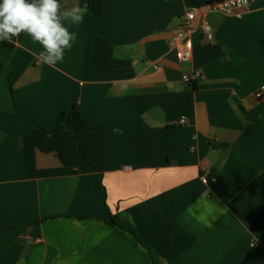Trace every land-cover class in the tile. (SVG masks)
<instances>
[{
  "label": "crops",
  "instance_id": "obj_1",
  "mask_svg": "<svg viewBox=\"0 0 264 264\" xmlns=\"http://www.w3.org/2000/svg\"><path fill=\"white\" fill-rule=\"evenodd\" d=\"M61 4L87 9L63 62H39L27 34L0 41V264H152L112 216L161 264H264V0L231 16L208 0ZM191 10L180 64L169 43Z\"/></svg>",
  "mask_w": 264,
  "mask_h": 264
},
{
  "label": "clouds",
  "instance_id": "obj_2",
  "mask_svg": "<svg viewBox=\"0 0 264 264\" xmlns=\"http://www.w3.org/2000/svg\"><path fill=\"white\" fill-rule=\"evenodd\" d=\"M86 10L79 5L62 8L61 0H0V41L12 43L27 34L40 45L38 61L55 66L73 46L77 34L70 27L83 21Z\"/></svg>",
  "mask_w": 264,
  "mask_h": 264
},
{
  "label": "built area",
  "instance_id": "obj_3",
  "mask_svg": "<svg viewBox=\"0 0 264 264\" xmlns=\"http://www.w3.org/2000/svg\"><path fill=\"white\" fill-rule=\"evenodd\" d=\"M253 1L254 0H208L212 12L220 13L226 16L237 15L239 10L246 8ZM197 17V10H191L190 12H188L183 20H181V22L177 25L176 34L170 40L169 45L171 49L175 51L176 59L180 64H186L192 59L193 41L190 35L194 31V24L197 20ZM201 30L207 36V38L211 40V26L208 23H203L201 26ZM150 63L151 62L147 61L146 65L149 66ZM153 68L157 70L159 69V66L153 65ZM202 78V72L196 70L191 73H185L182 76V81L186 85L194 86L195 84H197V82H200ZM260 96L261 94H258V97ZM180 123L184 124L185 120L182 119ZM203 182L207 183L206 178H203Z\"/></svg>",
  "mask_w": 264,
  "mask_h": 264
},
{
  "label": "trees",
  "instance_id": "obj_4",
  "mask_svg": "<svg viewBox=\"0 0 264 264\" xmlns=\"http://www.w3.org/2000/svg\"><path fill=\"white\" fill-rule=\"evenodd\" d=\"M90 10L95 15L103 14V0H90ZM66 126L72 129L70 134L74 137L76 142L85 140L89 134V124L76 106L74 107L72 113L69 115ZM54 129L58 132L65 131L64 125L56 126ZM110 224L121 228L125 232L130 233L133 237H135V239H137L141 246L147 248L152 260V264H161L157 254H155L151 250V248L143 243L141 238L138 236L135 228L128 221L121 219L118 216H112Z\"/></svg>",
  "mask_w": 264,
  "mask_h": 264
}]
</instances>
